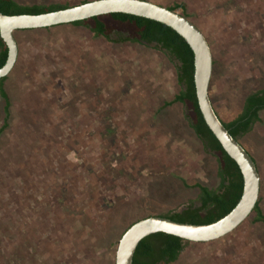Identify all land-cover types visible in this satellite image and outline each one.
<instances>
[{
  "label": "rangeland",
  "instance_id": "rangeland-1",
  "mask_svg": "<svg viewBox=\"0 0 264 264\" xmlns=\"http://www.w3.org/2000/svg\"><path fill=\"white\" fill-rule=\"evenodd\" d=\"M148 1L186 3L215 62L211 104L223 121L233 118L263 86L264 0ZM13 34L18 53L4 84L11 115L0 135V264H114L122 227L196 200V182L217 185L214 160L182 106L162 108L179 90L162 53L70 24ZM260 118L238 140L264 188V111ZM249 225L248 218L226 236L188 245L171 264H252L264 227Z\"/></svg>",
  "mask_w": 264,
  "mask_h": 264
},
{
  "label": "trees",
  "instance_id": "trees-1",
  "mask_svg": "<svg viewBox=\"0 0 264 264\" xmlns=\"http://www.w3.org/2000/svg\"><path fill=\"white\" fill-rule=\"evenodd\" d=\"M87 1L89 0H81L77 4ZM68 6L73 5L55 3L22 5L16 3L14 0H0V12L5 15L23 13L40 14L63 9ZM166 8L171 11H179L183 16L189 17L187 5L183 1L173 3L166 6ZM70 25L82 26L91 33L93 38H101L113 44H136L151 47L153 50L162 53L164 58L174 65L175 78L179 90L170 101L163 103L162 108L175 103H179L182 106L186 125L200 142L205 154L214 160V173L218 181L214 187H208L198 182L192 184L191 187L198 190L196 200H190L179 209L159 216L176 222L200 225L215 222L226 215L236 205L241 196L243 186L242 175L236 163L224 152L208 129L199 111L193 83V54L186 42L171 28L162 23L124 13L98 15L70 23ZM43 29L46 30L48 28ZM6 56L7 48L0 38V67L5 63ZM214 65L215 62L212 60L213 70ZM7 77L8 75L0 78V99L2 100L0 106V135L9 128L11 115V100L4 86ZM263 111L264 82L261 88L246 94L240 110L230 120L223 121L216 111L215 113L228 133L239 142V137L247 134L255 123L262 121L260 113ZM102 130L104 131V138H109L107 137L109 129ZM240 145L253 159L260 174L253 156L241 143ZM104 149L106 150V147ZM107 152L109 156L112 155L108 149ZM105 169L107 171L113 170L110 161L105 163ZM248 218L250 227H264V188L262 182H260L257 202ZM134 222L122 227L117 242L124 231ZM251 229L255 231V228L251 227ZM260 239L264 241L263 237H260ZM263 241L262 247L258 250L254 249L255 251L251 254L250 260L252 264H260L258 262L264 258ZM194 243L161 232L148 235L137 244L132 257V264H171L179 258L188 245ZM16 260H8L10 262L8 264L20 263L19 258H16Z\"/></svg>",
  "mask_w": 264,
  "mask_h": 264
},
{
  "label": "water",
  "instance_id": "water-1",
  "mask_svg": "<svg viewBox=\"0 0 264 264\" xmlns=\"http://www.w3.org/2000/svg\"><path fill=\"white\" fill-rule=\"evenodd\" d=\"M124 13L150 19L166 25L176 32L193 54V83L202 118L224 152L236 163L242 175V193L236 205L222 218L209 224H188L152 215L137 220L119 238L114 253V264H132L137 244L154 233H165L195 243L219 239L236 229L251 214L259 195V174L246 150L224 128L214 111L208 95L212 70L209 45L199 28L180 12L148 0H89L40 14L5 15L0 12V38L7 48L5 63L0 67V78L9 74L17 58L14 32L70 24L90 17Z\"/></svg>",
  "mask_w": 264,
  "mask_h": 264
}]
</instances>
